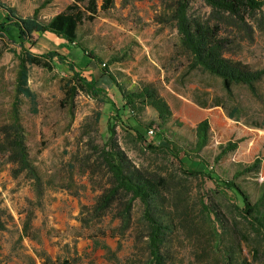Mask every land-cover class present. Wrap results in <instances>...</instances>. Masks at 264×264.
<instances>
[{"label": "rangeland", "instance_id": "rangeland-1", "mask_svg": "<svg viewBox=\"0 0 264 264\" xmlns=\"http://www.w3.org/2000/svg\"><path fill=\"white\" fill-rule=\"evenodd\" d=\"M71 1L0 0L21 17L31 16L45 3L38 14L42 21L61 12ZM174 1L113 0L110 10L99 12L79 27L78 40L84 53L51 34H34L31 45L26 44L37 54L54 51L65 56L75 64L76 72L93 78L102 90L100 99L81 91L72 98L67 95L72 77L67 65H57L51 71L30 66L27 87L31 97L18 94L17 63L11 54L15 47L0 39V264H141L145 258L138 201L133 203L132 222L126 230L114 210L99 219L89 214L107 185L102 172L89 175L93 150L107 138L108 99L117 105L112 83L100 71L102 64L115 75L130 69L150 80L176 120L165 125L167 137L185 150L193 144L192 128L208 120L209 142L198 160L206 162L221 180H231L237 171L254 165L236 183L252 202L259 197L264 185V77L255 85L256 96L245 87H234L227 94L218 78L198 69L188 71L186 56L176 48V30L166 20ZM190 13L204 16L209 9L200 0H191ZM222 18L220 36L230 42L225 57L251 70L264 69V8L248 16L240 29L227 24L225 15ZM14 121L22 132L36 180L25 172L18 173L3 147ZM140 121L148 124L156 122V117L153 111H145ZM126 122L133 126L130 117ZM145 132L144 144L128 142L119 127L115 138L134 166L155 170L163 163L162 157L145 145L164 143ZM227 143L236 144V149L215 162L219 146ZM85 158L88 163H83ZM186 186L187 203L181 204V209L192 207L196 214L204 199L229 223L228 203L213 193L211 181L198 178L187 181ZM178 229L170 242V264H197L200 245L181 223ZM237 243L248 262L264 264L262 246L259 255L253 256L251 243L243 239Z\"/></svg>", "mask_w": 264, "mask_h": 264}, {"label": "trees", "instance_id": "trees-1", "mask_svg": "<svg viewBox=\"0 0 264 264\" xmlns=\"http://www.w3.org/2000/svg\"><path fill=\"white\" fill-rule=\"evenodd\" d=\"M200 1L209 9L207 15L191 14V0H175L166 18L176 30L178 48L187 58L188 71L198 69L218 78L227 94L234 87H245L251 95L256 96L255 85L264 77V69L251 70L242 62L225 57L230 42L228 38L220 36V23L225 15L227 24L240 29L245 26L248 16L264 8V0ZM44 4L35 8L31 16L21 17L14 8L0 2V39L15 47L11 54L17 63L16 92L25 98L31 97L27 87L30 66L51 71L57 65H67L72 73L67 95L72 98L81 91L100 99L102 90L96 87L93 78L76 72L75 64L68 62L65 56L54 51L37 54L26 44L31 45L34 34H51L84 53L78 40L79 27L84 22L92 21L99 12L110 10L113 0H72L47 21L38 17ZM100 71L111 81L117 105L108 99L110 116L106 127L107 138L101 147L93 150L95 158L90 162L93 168L89 175L93 176L96 171H100L107 181L89 211L90 216L99 219L114 210L115 218L119 219L121 228L126 230L132 222L133 203L138 201L141 206L140 224L145 232V258L141 264H170V242L173 234L179 230L180 223L186 233L200 245L196 254L197 264H253L244 258L237 240L251 243L253 256L259 255L260 246L264 248V185L259 197L252 202L236 180L250 173L254 165L237 171L231 180H221L214 176L212 168L198 160L199 153L209 142L208 120L204 119L192 128L193 144L185 150L184 146L167 137L165 125L176 120L169 105L153 85L138 83L126 89L105 65ZM146 108L153 111L156 122L143 124L140 121ZM127 117L132 119V127L128 126ZM117 127L126 133L125 139L133 144L146 143L145 131L148 135L155 134L164 144H146L145 147L156 156H161L163 163L155 170L134 166L116 141ZM11 131L10 139L3 146L9 161L16 165L18 173L25 172L28 178L36 180V170L29 162L22 132L15 121ZM235 149L234 143L219 146L215 162ZM180 154L182 158H179ZM85 162L88 163L89 159L85 158ZM179 172L182 174L180 177ZM198 178L211 181L215 186L213 193L228 203L229 223L223 219L220 211L212 208L204 199L199 202L200 208L196 214L192 207H179L187 203V181ZM166 204H169V208H166Z\"/></svg>", "mask_w": 264, "mask_h": 264}, {"label": "crops", "instance_id": "crops-1", "mask_svg": "<svg viewBox=\"0 0 264 264\" xmlns=\"http://www.w3.org/2000/svg\"><path fill=\"white\" fill-rule=\"evenodd\" d=\"M178 43H179V41L177 40L176 48H178V45H179ZM113 75L117 76L116 79L118 80V82H120L126 89H130L132 86H134L138 83L150 84L149 83L150 80H144V79L138 77L140 75L138 74L137 70H135V71H131L130 69L129 70H121V72H118V73H116V75L115 74H113ZM159 94L161 95V97L164 98V96L161 93H159ZM165 101H166V99H165ZM167 104H168V102H167ZM145 111L151 112L152 110L149 108H146Z\"/></svg>", "mask_w": 264, "mask_h": 264}, {"label": "built area", "instance_id": "built-area-1", "mask_svg": "<svg viewBox=\"0 0 264 264\" xmlns=\"http://www.w3.org/2000/svg\"><path fill=\"white\" fill-rule=\"evenodd\" d=\"M105 64H102V66L104 67ZM149 134H151V132H149Z\"/></svg>", "mask_w": 264, "mask_h": 264}]
</instances>
